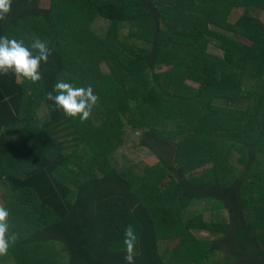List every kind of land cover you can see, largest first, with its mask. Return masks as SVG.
Here are the masks:
<instances>
[{
  "label": "trees",
  "instance_id": "obj_1",
  "mask_svg": "<svg viewBox=\"0 0 264 264\" xmlns=\"http://www.w3.org/2000/svg\"><path fill=\"white\" fill-rule=\"evenodd\" d=\"M37 1L12 0L0 20V36L51 49L41 81L0 75V206L17 234L0 264H124L128 225L136 264H211L222 251V264H264V0ZM123 28L142 44H121ZM58 80L99 97L83 159L64 136L79 118L47 99ZM118 153L156 165L117 173ZM204 201L210 221L183 219Z\"/></svg>",
  "mask_w": 264,
  "mask_h": 264
},
{
  "label": "clouds",
  "instance_id": "obj_2",
  "mask_svg": "<svg viewBox=\"0 0 264 264\" xmlns=\"http://www.w3.org/2000/svg\"><path fill=\"white\" fill-rule=\"evenodd\" d=\"M11 5L12 0H0V20L7 19ZM50 55L51 49L46 40L34 39L30 50L23 41L10 39L7 35L0 36V75L12 73L19 80L35 84L42 79L41 63H47ZM47 99L66 117L79 118L83 123L89 119L99 97L94 94L91 85L76 87L70 82L58 80L53 92L47 94ZM9 215L8 209L0 206V257L6 256L17 240V234L10 232ZM137 245L136 229L132 225L126 226L123 233L124 264H136Z\"/></svg>",
  "mask_w": 264,
  "mask_h": 264
},
{
  "label": "rangeland",
  "instance_id": "obj_3",
  "mask_svg": "<svg viewBox=\"0 0 264 264\" xmlns=\"http://www.w3.org/2000/svg\"><path fill=\"white\" fill-rule=\"evenodd\" d=\"M38 6L42 9H48L50 6V2L49 0H38L37 3ZM244 10L243 9H235L232 11V13L229 16V21L232 23H235L238 18L243 14ZM254 14L259 17L260 19H262L264 21V12L262 11H257L254 12ZM128 28H123L121 30V35L119 37V41L121 42V44L123 45H133V43H136L138 46L141 45L142 43L140 41L135 40V37H132L129 32H128ZM130 37L132 39V43L129 44L128 42L131 41V39L127 38ZM208 51L211 53H216V54H222V51L218 50L216 47H214L213 45L209 46ZM165 70V67H157L155 69V72H162ZM102 71L107 72V70L105 69V67H102ZM190 87H193L195 89H198L199 87L193 83H187ZM241 105H236L234 106V108L240 109ZM97 107H94L92 109V113L89 117V121L91 119H93V114L95 112ZM87 125L85 122H81V127L78 128H71L68 127L64 133V136H68L65 137V140H67L70 144V146L73 148V150L75 151H79V154L77 155V157H79L80 159H83L85 156V150L87 149V147L92 143V136L90 133L85 135V129H86ZM84 134L85 137V144H83L80 140H78L79 136ZM83 135V136H84ZM135 138H138L135 135ZM110 161V165L112 164L117 173L121 172L124 169H134V173L138 176H143L145 169H149V168H153L156 165V159L154 157H144L143 155L139 156H131L128 157L125 154L122 153H118L117 155V159H114L112 157L108 158ZM122 165V166H120ZM210 168H212L211 165H203L198 167L194 172L196 174H203L204 172H206L207 170H209ZM4 194V190L0 189V204H3V200H2V195ZM218 208V207H217ZM216 210V208L214 207V203L212 201L207 202H201L198 204H194L191 207H188L184 212H183V219L186 220L188 218L189 215H200L203 214L204 219L207 221H210L212 219V215L213 212ZM194 234L198 237V238H208L209 234L205 231H201V230H197L194 231ZM57 247H59V245H55ZM60 248V247H59ZM52 249L55 251L57 250L56 247L52 246ZM227 252L226 251H222L215 260H213L214 262L211 264H222L223 261H225V258L227 256ZM216 262V263H215Z\"/></svg>",
  "mask_w": 264,
  "mask_h": 264
}]
</instances>
